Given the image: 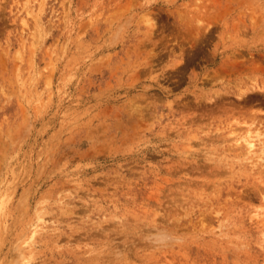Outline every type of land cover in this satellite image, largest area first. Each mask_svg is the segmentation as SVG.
Masks as SVG:
<instances>
[{
	"label": "rangeland",
	"instance_id": "374dc122",
	"mask_svg": "<svg viewBox=\"0 0 264 264\" xmlns=\"http://www.w3.org/2000/svg\"><path fill=\"white\" fill-rule=\"evenodd\" d=\"M0 264H264V0H0Z\"/></svg>",
	"mask_w": 264,
	"mask_h": 264
},
{
	"label": "bare ground",
	"instance_id": "6f19581e",
	"mask_svg": "<svg viewBox=\"0 0 264 264\" xmlns=\"http://www.w3.org/2000/svg\"><path fill=\"white\" fill-rule=\"evenodd\" d=\"M248 138V139H247ZM249 136L246 137L245 141H246V144L248 146V148H252L254 146V140L252 138H250Z\"/></svg>",
	"mask_w": 264,
	"mask_h": 264
}]
</instances>
